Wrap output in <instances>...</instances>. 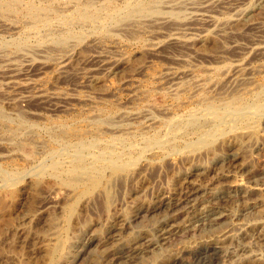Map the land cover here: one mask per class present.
Masks as SVG:
<instances>
[{
    "label": "rangeland",
    "instance_id": "1",
    "mask_svg": "<svg viewBox=\"0 0 264 264\" xmlns=\"http://www.w3.org/2000/svg\"><path fill=\"white\" fill-rule=\"evenodd\" d=\"M3 2L51 20L0 12V264H97L79 247L124 198L179 201L264 171V0ZM212 240L217 257L194 256L196 239L155 264H264V241Z\"/></svg>",
    "mask_w": 264,
    "mask_h": 264
},
{
    "label": "bare ground",
    "instance_id": "2",
    "mask_svg": "<svg viewBox=\"0 0 264 264\" xmlns=\"http://www.w3.org/2000/svg\"><path fill=\"white\" fill-rule=\"evenodd\" d=\"M141 6L140 8H142ZM86 11L85 13H87ZM0 12L1 14L5 12L28 14L31 18L39 19V21L42 20V23L43 21L51 20V17L44 16L45 18H41V12L39 13L38 9H34V6H32V8H26V10H19L18 8H15V5L3 2L0 4ZM79 15L81 16V14ZM82 17H86V20L88 21L94 19L96 15L88 14ZM90 22L92 23L93 20ZM250 27L253 28V24ZM241 67L237 66L233 75H240L243 68ZM89 70L92 72L93 69L91 70L89 68ZM94 72L95 70L93 73ZM243 73L245 74V72ZM89 74V72H84L85 76L89 77L93 75ZM173 75L172 73L169 74L168 72H165L161 74L160 79H168V83L172 84L175 80ZM11 77H13V75ZM242 80H244V78ZM56 95L47 94L44 97L42 95L39 97L43 99V101L48 102L51 106L54 102L56 103L63 98H59ZM52 107H55L54 109L57 110L59 106L55 104L54 106L52 105ZM223 159H220V161H223ZM246 166L248 165L246 164ZM202 169V166L193 164L191 172H198ZM249 172L250 170H248V173ZM189 176H192V174H186L185 179ZM230 176L231 174L226 175V177H228L227 179H229ZM110 181L112 183L110 182V185L106 187V189H109L110 187H112L110 189H113L117 184V181ZM121 181H124V179ZM231 183H229V186H221V188L216 189H202L200 186L190 188L188 193H185L186 196L183 195L185 197L179 201H175L173 194L164 189L163 191L161 190L162 192L158 195L154 193L156 195L155 197L158 196L160 199V202L157 201L158 204H143L146 201L142 203L141 200L142 204L137 201L141 204L139 205L135 200L132 205L125 201L126 199L124 198V200L117 204V213L113 218L115 219V224L110 223L113 225H108L109 227H107L104 234L94 235V232L93 235L86 238L84 243L82 241L83 245L80 247L78 246L79 254L77 258H89L96 253L100 259L97 258L99 260L97 264H155L158 257L165 255V253L167 254L170 248L185 245L184 249H186V246H188L192 240L196 239L199 241L198 249H193L192 246L189 247L193 249V251L196 250L195 252L192 251L193 255L196 256V253L201 252L205 254L204 256L208 255L207 257H217V255H219L218 253H220L221 246H223L220 242V244L216 242L213 243L212 238L216 237V235L229 238V236L231 237L233 234H237L242 235L246 240H253V238H255L257 239V242L258 240L264 241V171L258 173L256 177L252 176L247 180H239L232 185ZM120 185L121 184H119V186ZM134 190L135 192H133L132 196L130 195L133 200L135 199L133 197L137 194L136 189ZM122 192L125 193L124 190ZM145 192L146 191H144V193ZM154 194H152L151 197H154ZM107 195L110 196L108 193ZM127 208H130L131 210H128ZM260 211H263L261 217H255L256 213L258 214ZM122 232H127L129 238L125 240L122 239V235L124 234ZM222 240L221 242H223ZM237 248L239 249L238 251L243 253L248 251L246 243L238 245ZM66 262V264H78L76 258L72 261L69 260Z\"/></svg>",
    "mask_w": 264,
    "mask_h": 264
}]
</instances>
